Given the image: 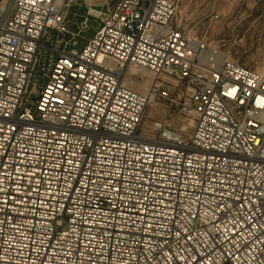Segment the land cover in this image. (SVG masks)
<instances>
[{
	"label": "built area",
	"instance_id": "2783aa9c",
	"mask_svg": "<svg viewBox=\"0 0 264 264\" xmlns=\"http://www.w3.org/2000/svg\"><path fill=\"white\" fill-rule=\"evenodd\" d=\"M76 4L0 0V264H264V68L172 0ZM183 99L190 135L141 127Z\"/></svg>",
	"mask_w": 264,
	"mask_h": 264
},
{
	"label": "rangeland",
	"instance_id": "374dc122",
	"mask_svg": "<svg viewBox=\"0 0 264 264\" xmlns=\"http://www.w3.org/2000/svg\"><path fill=\"white\" fill-rule=\"evenodd\" d=\"M114 1L77 0L76 6L71 10V18H79L89 7L104 10ZM172 1L176 4L177 21L185 32L206 40L209 45L242 66L255 70L264 68V0ZM74 12L77 15H73ZM96 23V20L89 19L90 26L82 34L83 42L92 35ZM128 80L129 86L143 92L150 76L146 73L129 74ZM182 102L185 110H181L179 105L166 108L162 101H152L145 109L141 127L151 129L154 121L165 119L175 130L185 136L190 135L192 125H189V121L193 117L186 110V100L183 99Z\"/></svg>",
	"mask_w": 264,
	"mask_h": 264
},
{
	"label": "bare ground",
	"instance_id": "6f19581e",
	"mask_svg": "<svg viewBox=\"0 0 264 264\" xmlns=\"http://www.w3.org/2000/svg\"><path fill=\"white\" fill-rule=\"evenodd\" d=\"M224 55H225V54H224ZM132 83H133V82H132ZM146 88H147V84H146L145 90H146ZM145 90H144V91H145ZM144 91H143V92H144ZM192 123H193V121L190 120V121H189V125H192ZM181 129H184V128L182 127Z\"/></svg>",
	"mask_w": 264,
	"mask_h": 264
}]
</instances>
